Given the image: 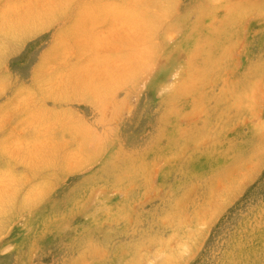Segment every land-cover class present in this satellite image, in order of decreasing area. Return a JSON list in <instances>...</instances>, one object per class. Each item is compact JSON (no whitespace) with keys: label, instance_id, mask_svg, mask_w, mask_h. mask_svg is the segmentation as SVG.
Returning <instances> with one entry per match:
<instances>
[{"label":"rangeland","instance_id":"obj_1","mask_svg":"<svg viewBox=\"0 0 264 264\" xmlns=\"http://www.w3.org/2000/svg\"><path fill=\"white\" fill-rule=\"evenodd\" d=\"M0 264H264V0H0Z\"/></svg>","mask_w":264,"mask_h":264}]
</instances>
